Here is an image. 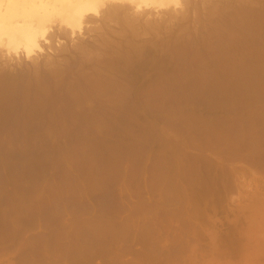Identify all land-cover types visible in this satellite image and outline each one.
<instances>
[{"label":"bare ground","instance_id":"bare-ground-1","mask_svg":"<svg viewBox=\"0 0 264 264\" xmlns=\"http://www.w3.org/2000/svg\"><path fill=\"white\" fill-rule=\"evenodd\" d=\"M241 93L249 97L257 93L259 98L264 93L263 0H0L2 167L8 166V161L12 163L11 169L21 164L26 151L39 141L77 139L85 151H92L93 147L94 152L95 144L97 149L104 146L97 144L98 140L121 138L122 132L129 130L125 126L123 129L127 130L122 129L125 122L150 119L154 107H174L183 99L193 105L224 104L237 94L238 100H246ZM257 105L244 107L232 120L227 116L231 112L227 113L229 121L222 122L225 126L221 121L213 124L197 121L196 117L179 121L184 119L186 127H181L183 123L175 124L185 129L183 131L193 127V132L199 130L200 133L204 129L213 137H225L236 150L244 144L252 153L259 152L263 156L264 104ZM170 109L173 108L166 111ZM178 113L181 117V112H177V116ZM120 145L111 147L109 144L108 148L105 145L103 151L110 150V146L112 154H122L126 159V145ZM155 147L153 189L155 194L163 190L164 193L157 195L163 194L162 201L169 204L185 197L189 188L195 189V185L187 183L190 172L193 175L195 170L193 163L185 165L182 158L178 160V155L173 157L170 147L162 150L158 145ZM175 147L178 149L177 145ZM110 170L113 174V169ZM113 171L116 174L118 170ZM13 209L10 213H19ZM6 212L0 210L2 224L7 216L11 217L9 214L3 218ZM112 221L85 225L79 220L75 227L83 224L82 231L77 228L67 233L61 231L62 234L59 231L62 240L57 238L56 241L63 248L70 245L67 249L87 256L92 242L99 240V243L102 236L122 233L119 232L122 229L114 230ZM13 222L8 221L10 225ZM8 223L5 224L9 226ZM7 229L5 231H10ZM256 230L253 229V235ZM83 231L86 238L89 236L87 241L84 237L81 239ZM263 236L259 235L261 239ZM64 237H68L69 242ZM252 253L254 255V251Z\"/></svg>","mask_w":264,"mask_h":264},{"label":"rangeland","instance_id":"rangeland-1","mask_svg":"<svg viewBox=\"0 0 264 264\" xmlns=\"http://www.w3.org/2000/svg\"><path fill=\"white\" fill-rule=\"evenodd\" d=\"M257 93H249L251 97L241 93L246 97L242 101L241 98H236L237 94L234 96L237 100L230 98L226 101L228 104L193 105L183 99L174 104V107H169L173 108L169 111H166L169 109L167 107H164L165 110L154 107L150 119L125 122L122 129L125 126L129 130H122L120 140H98L97 144L104 146H100L101 149L99 147L98 150L95 144L94 152L93 147L92 151H85L81 143L79 146L77 139L61 142L43 140L36 142V145L34 143L31 151H26L28 153L22 159V165L17 164L11 169L12 163L6 161V166V162H3L6 167L0 166V210L7 211L3 213V218L9 214L11 217L7 216L8 219L6 217L3 224V220H0V264H264V239L259 237L264 235V155L252 153L253 150L244 144L239 145L236 150L225 137H213L204 129L200 133L199 130H196L198 133L193 132V127H190L191 131L188 130L190 133L187 129L183 131L185 129L181 127H186L187 124L184 125V119L179 122L182 118L196 117L195 120L202 122L227 123L244 107L264 104V98H261L264 93H261L260 98V93ZM177 112H181V117L180 113L176 115ZM229 112L231 115H227ZM226 115L230 117L229 120ZM178 122L183 123L180 127L182 131L175 124ZM166 140L171 141L168 144ZM153 142L157 143L155 145L159 146V150L170 147L171 155L174 151L173 157L178 155L179 161L186 162L185 165L193 163L194 166L195 171L193 175L190 172L187 183L195 185V189L189 188L185 197L169 201V204L162 201L163 194H159L161 198L157 195L163 190H158L155 194L153 189ZM122 143L126 145L124 147L129 155L125 154L129 158L125 154L126 159L122 154L114 155L110 151L111 147ZM109 144L111 147L109 146L108 151L111 153L107 149L103 151L105 145L108 148ZM173 145H177L178 149ZM101 151L103 153L99 155ZM104 153L106 157L112 158L107 159ZM116 159H119L118 163ZM116 164H119V168ZM110 169L118 171L114 174L112 170L111 174ZM9 174L17 176L11 177ZM166 204L167 207H164ZM20 205L23 207H19ZM13 208L19 213H10ZM256 213V219L260 222L255 219ZM9 218L14 220L12 225L8 223L13 221ZM79 220L85 225L113 220L114 230L122 229L119 231L122 233L110 234L105 238L102 236V243H98L99 240L95 244L92 242L89 254L84 256L72 248L67 249L70 245L63 248L56 241L62 240V237L59 238L61 231H74ZM3 225L10 231H5ZM81 228L83 224L78 226L77 231H82ZM253 229H257L254 235ZM84 235L86 233L83 231L81 239L84 237L83 240L87 241L89 236L87 235V239ZM67 238L64 237L69 242Z\"/></svg>","mask_w":264,"mask_h":264}]
</instances>
